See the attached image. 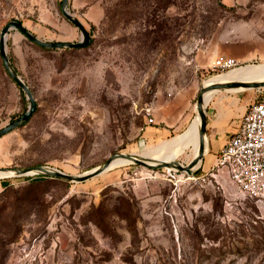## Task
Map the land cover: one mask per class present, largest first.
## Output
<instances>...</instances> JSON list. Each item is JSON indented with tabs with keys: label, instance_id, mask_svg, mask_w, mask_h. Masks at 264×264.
<instances>
[{
	"label": "rangeland",
	"instance_id": "1",
	"mask_svg": "<svg viewBox=\"0 0 264 264\" xmlns=\"http://www.w3.org/2000/svg\"><path fill=\"white\" fill-rule=\"evenodd\" d=\"M61 2L0 0V34L20 21L42 40L80 41ZM68 10L90 35L85 47L49 49L16 30L6 37L10 61L37 108L0 137L2 168L48 165L80 175L116 153L139 154L191 125L207 79L264 64L259 4L70 0ZM223 34L224 45L256 53L218 55ZM217 57L233 58L235 66L217 69ZM234 96L262 101L264 88L220 91L207 104ZM28 106L0 53V130ZM154 127L165 135L147 137ZM192 159L189 149L176 161ZM35 176L41 175L0 179V264H264V202L223 176V188L208 176L137 164L82 183L29 179Z\"/></svg>",
	"mask_w": 264,
	"mask_h": 264
},
{
	"label": "water",
	"instance_id": "2",
	"mask_svg": "<svg viewBox=\"0 0 264 264\" xmlns=\"http://www.w3.org/2000/svg\"><path fill=\"white\" fill-rule=\"evenodd\" d=\"M70 0H62L61 2V11L65 18L74 24L81 32V39L78 42H52L45 41L37 36H35L31 31L25 28L18 21H12L5 26L0 34V53L3 61V65L9 76L15 81L19 88L25 93L29 106L27 111L12 124L4 127L0 130V137L10 133L12 130L17 129L24 125V123L34 114L37 105L32 94L30 87L26 82L18 75L16 69L14 68L6 50V37L9 34L10 30H16L23 34L28 40L34 42L35 44L49 48V49H72V48H82L85 47L90 42V35L85 29L83 24L68 10V4ZM264 88V79L263 80H230V81H221L214 82L209 85H203L196 102L197 113L200 116V146L199 151L196 157H194L188 164L183 165L176 160L172 161H154L145 159L141 156L132 153H116L106 160L103 164L97 166L96 168L85 172L80 175H73L65 173L57 168L48 166V165H39L29 168H2L0 167V173L4 176L0 179L12 178V177H21V176H34L42 175L50 178L60 179L66 182H78L82 183L85 181L94 178L110 169L112 164L118 160L122 159L128 161L129 164H137L149 167L151 169H170L175 172L192 174L194 166L202 159L205 151V140H206V106H204V95L210 91H231L235 89H243L241 91H247L250 89H262ZM240 91V92H241Z\"/></svg>",
	"mask_w": 264,
	"mask_h": 264
},
{
	"label": "built area",
	"instance_id": "3",
	"mask_svg": "<svg viewBox=\"0 0 264 264\" xmlns=\"http://www.w3.org/2000/svg\"><path fill=\"white\" fill-rule=\"evenodd\" d=\"M233 66V58L220 57L214 64L222 70ZM212 171L222 188L219 177L223 176L247 198L264 202V101L250 105L236 132L219 152Z\"/></svg>",
	"mask_w": 264,
	"mask_h": 264
},
{
	"label": "crops",
	"instance_id": "4",
	"mask_svg": "<svg viewBox=\"0 0 264 264\" xmlns=\"http://www.w3.org/2000/svg\"><path fill=\"white\" fill-rule=\"evenodd\" d=\"M224 3L228 7L235 8L245 7L251 4H259V6L264 7V0H222L223 5ZM218 47L220 52L218 55L236 57L239 59H245L250 54L256 53V51H252V49L247 46L243 47L238 44L228 45V43L224 45V34L218 42ZM226 98L228 99L226 100ZM263 100L264 98L262 101ZM254 102L256 101L246 99L243 96H234L220 98L213 102L211 106L206 104L205 151L201 163L198 169L192 173L193 175L198 176L199 179L208 176L217 183L216 176L212 173V170L216 165L218 154L236 132L242 117ZM146 133L145 135L147 137H152L156 135V133L165 135V132L162 133V129L157 127H154V129Z\"/></svg>",
	"mask_w": 264,
	"mask_h": 264
},
{
	"label": "bare ground",
	"instance_id": "5",
	"mask_svg": "<svg viewBox=\"0 0 264 264\" xmlns=\"http://www.w3.org/2000/svg\"><path fill=\"white\" fill-rule=\"evenodd\" d=\"M264 79V64H254L246 65L240 68H236L229 72L218 74L213 77H210L204 82V85H209L214 82L221 81H230V80H263ZM243 89L231 90V92H240ZM217 93V91H210L204 95V106L208 103L212 94ZM200 116L197 113L196 109V119L191 123V125L181 134L173 137L171 140L165 141L162 144L154 147H150L144 150H141L138 156H141L145 159L154 160V161H172L176 160L181 154L186 150H191L192 158L196 157L199 151L200 146ZM201 160L194 166L192 173L198 169ZM128 161L118 159L116 160L110 169L127 165ZM109 169V170H110ZM170 170V169H169ZM103 174V173H102ZM4 175L0 173V178Z\"/></svg>",
	"mask_w": 264,
	"mask_h": 264
},
{
	"label": "trees",
	"instance_id": "6",
	"mask_svg": "<svg viewBox=\"0 0 264 264\" xmlns=\"http://www.w3.org/2000/svg\"><path fill=\"white\" fill-rule=\"evenodd\" d=\"M223 6H224V5H223ZM19 23L22 24L20 21H19ZM91 41H92V40H91V38H90V42H91ZM90 42H89V43H90ZM89 43H88V44H89ZM88 44H87V45H88ZM87 45H86V46H87ZM35 111H36V110H35ZM34 113H35V112H34ZM32 116H33V115H32ZM32 116H31V117H30V118H29L24 124H26V123L32 118ZM29 179H31V180H37V181H43V180H48V179L55 180V181H56V180H57V181L60 180V179L50 178V177H46V176H42V175H41V176L30 177ZM62 181H63V180H62ZM1 183H2L4 186H7V180H2Z\"/></svg>",
	"mask_w": 264,
	"mask_h": 264
}]
</instances>
